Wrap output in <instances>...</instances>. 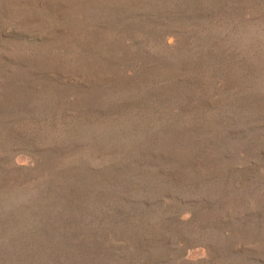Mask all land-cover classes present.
<instances>
[{"label": "rangeland", "instance_id": "obj_1", "mask_svg": "<svg viewBox=\"0 0 264 264\" xmlns=\"http://www.w3.org/2000/svg\"><path fill=\"white\" fill-rule=\"evenodd\" d=\"M0 264H264V0H0Z\"/></svg>", "mask_w": 264, "mask_h": 264}]
</instances>
